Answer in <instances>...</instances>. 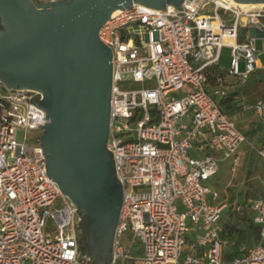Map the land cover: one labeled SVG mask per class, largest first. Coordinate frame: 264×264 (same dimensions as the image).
I'll return each instance as SVG.
<instances>
[{
	"label": "built area",
	"instance_id": "obj_1",
	"mask_svg": "<svg viewBox=\"0 0 264 264\" xmlns=\"http://www.w3.org/2000/svg\"><path fill=\"white\" fill-rule=\"evenodd\" d=\"M181 6L133 2L98 29L112 55L106 146L122 188L109 264H264V196L214 204L208 184L223 161L240 160L243 143L264 160V96L250 101L241 92L257 66L255 37H240L241 29H264V7ZM223 45L233 92L217 62ZM38 95L0 79V264H93L80 212L46 173ZM229 95L257 115V143L235 123L238 109L224 108ZM227 208L257 226L253 242L227 234Z\"/></svg>",
	"mask_w": 264,
	"mask_h": 264
},
{
	"label": "water",
	"instance_id": "obj_2",
	"mask_svg": "<svg viewBox=\"0 0 264 264\" xmlns=\"http://www.w3.org/2000/svg\"><path fill=\"white\" fill-rule=\"evenodd\" d=\"M184 0H66L33 4L0 0V79L37 88L47 121L39 145L48 177L84 221L82 245L93 264H109L122 199L113 152L107 149L111 49L98 37L110 13L133 2L165 10ZM264 2V0H235ZM39 136V135H38Z\"/></svg>",
	"mask_w": 264,
	"mask_h": 264
},
{
	"label": "rangeland",
	"instance_id": "obj_3",
	"mask_svg": "<svg viewBox=\"0 0 264 264\" xmlns=\"http://www.w3.org/2000/svg\"><path fill=\"white\" fill-rule=\"evenodd\" d=\"M246 30V28L240 30L241 38L246 34ZM254 44L256 48L255 57L257 62L264 63V38L256 36ZM229 61L230 48L223 45L219 49L217 62L219 67L224 70V74H227L226 70L229 67ZM239 67L240 69L243 68L242 62H240ZM257 81L261 83L262 87H264V84H262L264 83V77H257L256 75H252L244 84V87L247 86L245 92H248V99H252V97L256 96L255 94L258 93L259 95L264 91V88L259 90L257 85L253 87L254 83ZM251 88L253 89L251 90ZM250 93L253 96H250ZM236 117L237 124L243 130L252 127V121L255 124L258 122V117L253 113H238ZM34 132L39 131H31L29 134H34ZM246 132L248 133L247 130ZM260 135L261 129L259 126L255 132H249V138L252 136L255 143H257L255 139ZM21 137L22 132L19 130L17 132V138L20 139ZM241 148L244 149V152L241 155L240 160L236 164H232L231 158L226 159L221 163L217 175L208 181V184L217 191V197L214 204H219L222 201H227L229 203L230 201L242 203V201H245L248 198L264 196V160L247 148L246 143H243ZM226 210L229 209L227 208ZM237 216L236 219L232 217V221L235 225V229L242 231L239 238L240 243H248L251 241L250 231L252 229L249 226L248 221L245 218H242V213H238ZM48 224L50 225L51 221H49ZM205 248H208V244L205 245ZM117 264L123 263L118 261Z\"/></svg>",
	"mask_w": 264,
	"mask_h": 264
},
{
	"label": "crops",
	"instance_id": "obj_4",
	"mask_svg": "<svg viewBox=\"0 0 264 264\" xmlns=\"http://www.w3.org/2000/svg\"><path fill=\"white\" fill-rule=\"evenodd\" d=\"M261 22H262V26H264V18H262L261 19ZM247 36H254V37H256V36H261L262 38H264V29H262V30H259L258 28H255V27H249V28H247V30H246V34L245 35H243V37H247ZM256 64H257V66H256V69H255V71L249 76V78L252 76V75H256L257 77H264V63H260V62H257V59H256ZM222 70V69H221ZM222 72H223V74H222V77H223V81H224V83H225V86L227 87V89H228V91L229 92H233L234 90H236V77H234V76H232V75H229V74H224V70H222ZM248 78V79H249ZM247 79V80H248ZM246 83V82H245ZM244 83V84H245ZM256 83V84H255ZM254 83V85H253V87H255L256 85L259 87V90L260 89H262V88H264V87H262V85H261V83L260 82H255ZM262 84H264V83H262ZM247 87V86H246ZM246 87H244V85H243V87H242V90H241V92H242V95H244V97H246L247 99H248V97H247V91L245 92V90H246ZM248 87H249V85H248ZM253 88H251V90H252ZM259 92V91H258ZM256 96L255 97H252V99H248V100H250V101H254L255 99H257V98H259V97H261V96H264V91H262L259 95H258V93L257 94H255ZM250 96H253V95H251V93H250ZM235 109H238V107H236V104H234V109H232V110H228V111H234ZM238 113H253V114H255L252 110H250V109H238ZM256 115V114H255ZM257 116V115H256ZM236 119H237V117H235V123L237 124V122H236ZM252 127H249L248 129H246L247 131H248V133L249 132H255V130H257V126L259 125V121L255 124V123H253V121H252ZM237 126L238 127H240L238 124H237ZM241 128V127H240ZM242 129V128H241ZM243 130V129H242ZM246 130H243V131H246Z\"/></svg>",
	"mask_w": 264,
	"mask_h": 264
},
{
	"label": "trees",
	"instance_id": "obj_5",
	"mask_svg": "<svg viewBox=\"0 0 264 264\" xmlns=\"http://www.w3.org/2000/svg\"><path fill=\"white\" fill-rule=\"evenodd\" d=\"M241 37V36H240ZM220 72V71H219ZM222 73V72H220ZM222 104L224 106V108L227 110H232L234 109V104L235 102L232 100V97L231 95H229L226 99H223L222 100ZM238 213H234L233 211L231 210H226L223 214V224H224V227L226 229V232L227 234H229L232 238L235 239V241L237 243L240 242L239 238H240V234H241V230H236L235 229V225L232 221V217H234L235 219L238 217L237 216ZM242 218H245L248 223H249V226L251 227V231H250V234H251V241L248 242V243H251L255 240L256 236H257V226L254 225L251 221V219L249 218V216L246 214V213H242ZM242 236V235H241Z\"/></svg>",
	"mask_w": 264,
	"mask_h": 264
},
{
	"label": "flooded vegetation",
	"instance_id": "obj_6",
	"mask_svg": "<svg viewBox=\"0 0 264 264\" xmlns=\"http://www.w3.org/2000/svg\"><path fill=\"white\" fill-rule=\"evenodd\" d=\"M33 4H42V3H46V6H50L51 3L56 2V1H66V0H44V1H36V0H31ZM2 27L1 25V18H0V28ZM23 88H28V89H32L35 90L39 93L37 100L38 102L42 101L44 98V94L41 90L37 89V88H29V87H23ZM42 132V131H41ZM84 221L82 219V234H81V240L84 238Z\"/></svg>",
	"mask_w": 264,
	"mask_h": 264
},
{
	"label": "bare ground",
	"instance_id": "obj_7",
	"mask_svg": "<svg viewBox=\"0 0 264 264\" xmlns=\"http://www.w3.org/2000/svg\"><path fill=\"white\" fill-rule=\"evenodd\" d=\"M226 1L230 4L237 5L242 8L264 7V2L253 3V2H237L235 0H226Z\"/></svg>",
	"mask_w": 264,
	"mask_h": 264
}]
</instances>
